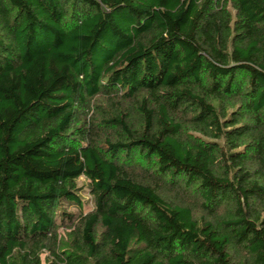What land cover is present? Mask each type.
Segmentation results:
<instances>
[{
  "label": "trees",
  "instance_id": "obj_1",
  "mask_svg": "<svg viewBox=\"0 0 264 264\" xmlns=\"http://www.w3.org/2000/svg\"><path fill=\"white\" fill-rule=\"evenodd\" d=\"M0 264H264V0H0Z\"/></svg>",
  "mask_w": 264,
  "mask_h": 264
},
{
  "label": "rangeland",
  "instance_id": "obj_2",
  "mask_svg": "<svg viewBox=\"0 0 264 264\" xmlns=\"http://www.w3.org/2000/svg\"><path fill=\"white\" fill-rule=\"evenodd\" d=\"M103 104H104V103H103ZM135 156L137 157V155H135ZM136 159H137V158H136ZM137 160H138V159H137ZM77 183H78V184H81V183L83 184V183H84V179H83V177L78 178V179H77ZM84 191H85V190H84ZM84 191H83V193H82V195H83L82 197H83V199H88V202H89V196H88L86 193L84 194ZM88 208H89V203H87V202L85 203V202H84V207H83V209H84L85 211H87ZM68 209L71 210V211H72V210H73V211H76L75 208H74L73 206L68 207Z\"/></svg>",
  "mask_w": 264,
  "mask_h": 264
}]
</instances>
